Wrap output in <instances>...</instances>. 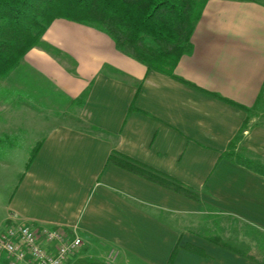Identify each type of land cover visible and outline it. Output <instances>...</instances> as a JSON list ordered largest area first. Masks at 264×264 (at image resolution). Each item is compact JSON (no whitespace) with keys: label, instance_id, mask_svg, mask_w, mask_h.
I'll return each instance as SVG.
<instances>
[{"label":"crops","instance_id":"1","mask_svg":"<svg viewBox=\"0 0 264 264\" xmlns=\"http://www.w3.org/2000/svg\"><path fill=\"white\" fill-rule=\"evenodd\" d=\"M191 45L167 76L118 52L106 34L55 20L20 65L42 75L67 108L0 230H73L77 258L105 264H167L177 243L173 264H264V5L209 0ZM230 144L235 156L221 158ZM114 152L199 201L108 163ZM243 228L263 240L240 233L239 246L230 244Z\"/></svg>","mask_w":264,"mask_h":264},{"label":"trees","instance_id":"2","mask_svg":"<svg viewBox=\"0 0 264 264\" xmlns=\"http://www.w3.org/2000/svg\"><path fill=\"white\" fill-rule=\"evenodd\" d=\"M195 8V0H0V78H6L20 65L27 52L38 45L46 29L58 19L94 28L106 34L118 52L143 64L148 71L173 76L181 57L192 51L191 35L202 10ZM132 111L135 109L131 106L129 112ZM231 146L221 158L235 156ZM40 147L38 143L33 149L25 165L26 172ZM108 163L199 201L195 193L170 177L118 153L111 154ZM216 244L232 251L221 242ZM178 249L179 243L167 264H173ZM72 264L105 263L76 258Z\"/></svg>","mask_w":264,"mask_h":264},{"label":"rangeland","instance_id":"3","mask_svg":"<svg viewBox=\"0 0 264 264\" xmlns=\"http://www.w3.org/2000/svg\"><path fill=\"white\" fill-rule=\"evenodd\" d=\"M208 1L195 0V9L203 10ZM253 2L264 5V0ZM147 43L152 45L148 40ZM48 51L59 54L54 49ZM58 58L61 61L69 59L62 53ZM55 90L42 75L26 65H19L6 78H0V223L6 216L9 199L26 173L25 165L33 149L42 143L55 121L64 119L68 101ZM257 105L262 107L264 115V96ZM240 233L243 238L263 240L264 237L257 231L243 228L242 232L230 233L229 243L239 241ZM245 243L251 245L248 241Z\"/></svg>","mask_w":264,"mask_h":264},{"label":"built area","instance_id":"4","mask_svg":"<svg viewBox=\"0 0 264 264\" xmlns=\"http://www.w3.org/2000/svg\"><path fill=\"white\" fill-rule=\"evenodd\" d=\"M81 246L73 230L14 223L0 230V264H72Z\"/></svg>","mask_w":264,"mask_h":264}]
</instances>
